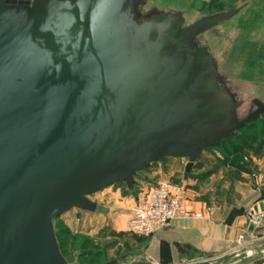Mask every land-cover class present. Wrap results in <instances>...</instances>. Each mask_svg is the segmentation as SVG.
<instances>
[{
    "label": "water",
    "instance_id": "1",
    "mask_svg": "<svg viewBox=\"0 0 264 264\" xmlns=\"http://www.w3.org/2000/svg\"><path fill=\"white\" fill-rule=\"evenodd\" d=\"M143 1L0 0V264H70L57 217L168 157L190 172L264 114L241 113L199 47L236 10L170 36L178 14L140 20Z\"/></svg>",
    "mask_w": 264,
    "mask_h": 264
},
{
    "label": "rangeland",
    "instance_id": "2",
    "mask_svg": "<svg viewBox=\"0 0 264 264\" xmlns=\"http://www.w3.org/2000/svg\"><path fill=\"white\" fill-rule=\"evenodd\" d=\"M252 2L254 0H144L139 6V15L141 18H147L155 13L181 11L184 23L189 24L203 17L230 10L240 12ZM242 20L245 18L240 19V16L231 18L198 37L199 45L207 48L208 53L216 61L217 73L224 77L222 82L226 88L227 53L236 39L250 35V29L246 30L244 35L234 29L236 24H242ZM250 99V97L247 98L249 102ZM250 111L252 109L241 111V113L246 114ZM263 135L264 114L246 124L233 136L205 151L196 160L195 167L189 176L198 179L205 190L216 195V205L221 203L220 199L227 200V162L243 160L253 169L255 184H262L264 175L256 173L253 155L258 149L259 139ZM236 153L239 155L231 160L230 154ZM168 158H178L177 161H180L181 165L175 167L174 170L184 171V163L188 162L186 158ZM163 161L151 163L141 171L133 189H130L126 183H121L92 194L90 199L98 203L96 212L73 209L54 220L61 250L70 264H103L112 260H117L119 264L136 262L144 264H197L203 262L242 264L264 261V252L255 253L246 249L247 246L259 240L260 235L257 232L249 234L247 230H242L236 255L228 260H224L227 255H223L198 257L195 261L189 259L190 256L196 254L192 251H188L186 256L177 252L173 255L174 248H171L166 242L159 244L156 241V234L150 237H140L131 233L128 230V220L132 203L135 202L140 192L149 190L161 176L167 175L154 170L159 168ZM199 169H202L201 172L198 171ZM167 176V178L170 177ZM169 179L175 186L172 177ZM177 191L175 192L179 194ZM246 214L248 221H252L257 215L253 208H250ZM140 238L142 239L140 240Z\"/></svg>",
    "mask_w": 264,
    "mask_h": 264
},
{
    "label": "crops",
    "instance_id": "3",
    "mask_svg": "<svg viewBox=\"0 0 264 264\" xmlns=\"http://www.w3.org/2000/svg\"><path fill=\"white\" fill-rule=\"evenodd\" d=\"M243 9L232 17L245 18L242 24H236L234 29L239 34L243 33L242 35L250 29V35L236 39L227 53V88L238 100L244 102L241 110L245 111L244 106L248 97L264 101V0H254ZM254 20L256 21L253 22ZM258 144V149L253 155L255 171L263 176L264 135ZM238 155L230 154L231 160ZM177 159H165L162 165L154 170L172 177L175 185L172 192L177 194L175 191L178 190V195L183 199L185 206L192 211L203 212L204 217L177 218L155 232L156 241L159 244L166 242L174 248L173 255L177 252L186 256L188 251L195 252L194 256H190V261L203 256L227 255L231 258L238 250L241 231L252 230L259 233L260 238L246 249L255 253L264 252V180L260 185L255 184L253 179L255 173L252 172L251 166L243 160L227 162V200L220 199L221 203L216 205V195L205 190L198 179L189 176L194 168L187 172V162L184 163V171L174 170L181 165ZM167 175L161 176L160 179L168 177ZM209 207L212 211H208ZM250 208L257 214L252 221L247 220L246 214ZM242 264H264V261Z\"/></svg>",
    "mask_w": 264,
    "mask_h": 264
},
{
    "label": "built area",
    "instance_id": "4",
    "mask_svg": "<svg viewBox=\"0 0 264 264\" xmlns=\"http://www.w3.org/2000/svg\"><path fill=\"white\" fill-rule=\"evenodd\" d=\"M173 184L167 177L149 190L140 192L130 208L128 230L139 236L150 237L161 228L177 218L204 217L201 211H192L185 206L183 199L172 192ZM208 211H212L209 207ZM254 231L249 230V234ZM241 236V240H242Z\"/></svg>",
    "mask_w": 264,
    "mask_h": 264
},
{
    "label": "flooded vegetation",
    "instance_id": "5",
    "mask_svg": "<svg viewBox=\"0 0 264 264\" xmlns=\"http://www.w3.org/2000/svg\"><path fill=\"white\" fill-rule=\"evenodd\" d=\"M168 13H176V14H178V16H177V18H175L173 21H172V25H173V27H172V29H171V32H170V36H175L177 33H179L180 31H182L185 27H187V26H189L190 24H192V23H194V22H192V23H189V24H185L184 23V21H183V18H182V15H183V13L181 12V11H172V12H167V13H159V14H161V15H166V14H168ZM158 13H155V14H152V15H150L149 17H155L156 15H157ZM143 18H140V20H142ZM148 19V18H147ZM196 21H198V20H196ZM195 21V22H196ZM199 47H200V50H203V48H205V47H202V46H200L199 45ZM209 57H210V59L212 60V56H211V54L209 53ZM257 100H260V99H257V98H251L250 99V102L249 101H247L246 102V104H245V106H244V109L245 110H250V109H257V104H256V101ZM142 263V262H141ZM142 264H144V263H142Z\"/></svg>",
    "mask_w": 264,
    "mask_h": 264
},
{
    "label": "trees",
    "instance_id": "6",
    "mask_svg": "<svg viewBox=\"0 0 264 264\" xmlns=\"http://www.w3.org/2000/svg\"><path fill=\"white\" fill-rule=\"evenodd\" d=\"M196 166H197V165H196ZM194 167H195V166H194ZM191 170H192V169H191ZM191 170H190V171H191ZM57 218H58V217H57ZM140 237H142V236H140ZM141 239H142V238H140V240H141ZM59 245H60V244H59ZM60 248H61V247H60ZM61 251H62V250H61ZM62 253H63V252H62ZM63 255H64V253H63Z\"/></svg>",
    "mask_w": 264,
    "mask_h": 264
},
{
    "label": "bare ground",
    "instance_id": "7",
    "mask_svg": "<svg viewBox=\"0 0 264 264\" xmlns=\"http://www.w3.org/2000/svg\"><path fill=\"white\" fill-rule=\"evenodd\" d=\"M257 218V217H256ZM256 218L254 220H256Z\"/></svg>",
    "mask_w": 264,
    "mask_h": 264
}]
</instances>
